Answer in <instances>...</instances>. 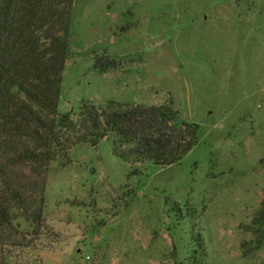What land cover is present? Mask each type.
<instances>
[{"label":"rangeland","instance_id":"374dc122","mask_svg":"<svg viewBox=\"0 0 264 264\" xmlns=\"http://www.w3.org/2000/svg\"><path fill=\"white\" fill-rule=\"evenodd\" d=\"M57 110L168 103L196 126L170 164L109 133L51 162L46 230L12 264H264V0H74ZM103 55L119 64L94 67Z\"/></svg>","mask_w":264,"mask_h":264},{"label":"trees","instance_id":"16d2710c","mask_svg":"<svg viewBox=\"0 0 264 264\" xmlns=\"http://www.w3.org/2000/svg\"><path fill=\"white\" fill-rule=\"evenodd\" d=\"M73 3L0 0V264H12L15 251L35 248L43 236L49 166L74 145L96 146L113 133L122 158L164 165L196 141L195 124L180 119L166 102H83L76 112H58ZM117 64L106 55L94 61L102 72ZM252 225L264 233V197ZM197 251L187 264H201L205 252Z\"/></svg>","mask_w":264,"mask_h":264}]
</instances>
